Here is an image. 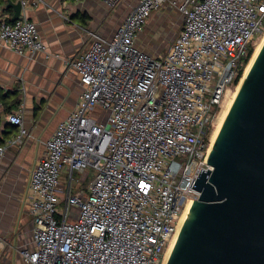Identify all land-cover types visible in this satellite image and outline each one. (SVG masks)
Masks as SVG:
<instances>
[{
	"label": "built area",
	"instance_id": "built-area-1",
	"mask_svg": "<svg viewBox=\"0 0 264 264\" xmlns=\"http://www.w3.org/2000/svg\"><path fill=\"white\" fill-rule=\"evenodd\" d=\"M37 1L21 0L15 21L0 19V40L14 51L45 50L25 14ZM165 2L138 0L110 38L89 32L91 47L73 62L80 98L30 172L32 242L13 264H162L181 214L200 195L192 187L199 170L211 167V127L264 33V0H173L180 30L153 56L137 38ZM7 121L19 132L0 143V158L30 136L20 112ZM89 167L96 175L73 189L75 171ZM0 264L9 263L1 256Z\"/></svg>",
	"mask_w": 264,
	"mask_h": 264
},
{
	"label": "crops",
	"instance_id": "crops-1",
	"mask_svg": "<svg viewBox=\"0 0 264 264\" xmlns=\"http://www.w3.org/2000/svg\"><path fill=\"white\" fill-rule=\"evenodd\" d=\"M9 1L0 0V19H12L15 10ZM137 1L122 0L112 7L104 0H39L25 14L36 23L45 50L20 53L0 40V141L19 132L18 126L7 121L12 112L22 114L30 133L24 144L9 147L0 158V178L4 179L0 185L18 204L13 221L8 215L6 222L0 221L3 261L13 264L16 257L19 263L20 249L31 245L33 219L26 202L30 172L43 152L44 141L74 110L82 93L81 74L73 62L91 47L90 31L112 37ZM172 1L153 11L138 35L137 45L153 56L165 54L176 38L169 44L165 38L156 41L154 34L156 28L167 30V23L177 25L168 20L170 9L179 13L181 27L182 16Z\"/></svg>",
	"mask_w": 264,
	"mask_h": 264
},
{
	"label": "water",
	"instance_id": "water-1",
	"mask_svg": "<svg viewBox=\"0 0 264 264\" xmlns=\"http://www.w3.org/2000/svg\"><path fill=\"white\" fill-rule=\"evenodd\" d=\"M20 17L22 2L9 1ZM199 170L166 264H264V44Z\"/></svg>",
	"mask_w": 264,
	"mask_h": 264
},
{
	"label": "rangeland",
	"instance_id": "rangeland-1",
	"mask_svg": "<svg viewBox=\"0 0 264 264\" xmlns=\"http://www.w3.org/2000/svg\"><path fill=\"white\" fill-rule=\"evenodd\" d=\"M166 6H168L167 2L164 3L162 7H166ZM162 11H165V9H162ZM167 17H168L169 21L171 20V22L177 21L178 22L177 25L173 26V24L167 23V30L166 29L159 30L158 28H156V31H154V34H155L156 41L160 40L161 38L162 39L165 38L167 40V42L170 44V41L173 40V38H175L178 35V32L180 30L179 13L173 11V9L172 10L170 9L167 13ZM165 28H166V26H165ZM259 40H260V38H259ZM238 85L237 86L233 85L232 90H236ZM227 103H228V99L225 101L223 107H225L227 105ZM96 114L101 115L103 117V119H105L107 116V111H105L103 108H98ZM215 123H216V121H215ZM214 128H215V125H213L211 127V131H210L211 136L213 134ZM95 175H96V170L91 168V167L87 168L86 173L83 175L81 172H78L76 170L75 175H74L73 189L76 188L77 184L79 183L80 180H82V178H85V179H83V182H82V184H85V183L89 182ZM2 181H4V179L0 178V182H2ZM12 201L13 200L10 199V194H8V191L6 190L5 186H3V184L0 185V221L6 222V220H8L6 215L11 217V221H13V218L15 216V212H16L18 204H16V202L14 204ZM71 218L72 217L70 216L69 220H71Z\"/></svg>",
	"mask_w": 264,
	"mask_h": 264
},
{
	"label": "bare ground",
	"instance_id": "bare-ground-1",
	"mask_svg": "<svg viewBox=\"0 0 264 264\" xmlns=\"http://www.w3.org/2000/svg\"><path fill=\"white\" fill-rule=\"evenodd\" d=\"M263 44H264V33H263V35L260 37V40L258 39V41L255 43V46H256V47L254 46V48H255L254 53H253V55H252V58H251L249 64L247 65V67H245L244 75H243L242 79L240 80L238 87L236 88V90H232V89H230V90L228 91L227 95H226V98H225V100H224V102H223V104H222V106H221V109H220V111H219V113H218V115H217V117H216V119H215L216 123L214 122L215 128H214V130H213V134H212V136H211V142H212V145H214V143H215V141H216V138H217V135H218V133H219V131H220V129H221V127H222V125H223L225 119H226V116L228 115V112H229V110H230V108H231V106H232V104H233V102H234V100H235V98H236V96H237V94H238L240 88H241V85H242V83H243L245 77L247 76V74H248V72H249V70H250L252 64L254 63V61H255V59H256L258 53L260 52V50H261ZM227 99H228V103H227V105H226L225 107H223V105H224V103H225V101H226ZM212 147H213V146H212ZM190 203H191V202H188V204L186 205V208L184 209L183 213L181 214V216H180V218H179V221H178V224H177L176 232H175V234L173 235V237L171 238L170 244H169V246H168L167 249H166V252H165V255H164V259H163L162 264H166V262H167V260H168V257H169V255H170L171 249H172L173 244H174V242H175L176 236H177L178 231H179V229H180V227H181V224H182L183 219H184V217H185V215H186V212H187V210H188V208H189V206H190Z\"/></svg>",
	"mask_w": 264,
	"mask_h": 264
},
{
	"label": "trees",
	"instance_id": "trees-1",
	"mask_svg": "<svg viewBox=\"0 0 264 264\" xmlns=\"http://www.w3.org/2000/svg\"><path fill=\"white\" fill-rule=\"evenodd\" d=\"M7 21L11 22L10 19H7ZM254 50H255L254 46H250L248 56L244 60V65H243L242 69L240 70L238 77L235 79L234 85L237 86L239 84L240 80L242 79V77L244 75L245 67H247V65L249 64V62L252 58V55L254 53ZM0 143H2V141H0Z\"/></svg>",
	"mask_w": 264,
	"mask_h": 264
}]
</instances>
